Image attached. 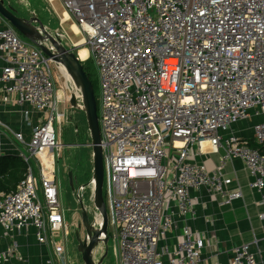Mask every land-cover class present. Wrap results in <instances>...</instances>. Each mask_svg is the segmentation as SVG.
<instances>
[{
	"label": "built area",
	"instance_id": "built-area-1",
	"mask_svg": "<svg viewBox=\"0 0 264 264\" xmlns=\"http://www.w3.org/2000/svg\"><path fill=\"white\" fill-rule=\"evenodd\" d=\"M60 1L82 34L73 45L87 47L98 74L104 200L117 264H203L204 239L188 225L174 245L166 243L174 209L196 219L192 191L213 190L225 204L240 200L239 186L224 173L237 157L264 204V153L231 130L249 118L251 137L264 142V0ZM52 34L63 42L64 33ZM0 61L2 103L41 114L28 140L11 132L27 172L0 194V237L11 238L0 264L28 263L16 236L30 228L50 247L42 264H69L56 165V128L68 114L58 107L53 61L1 15ZM56 66L80 103L79 90ZM204 144L222 149L211 170L193 158ZM93 208L89 222L98 227L101 214ZM258 216L264 220V210ZM255 263L252 243L232 249L230 264Z\"/></svg>",
	"mask_w": 264,
	"mask_h": 264
},
{
	"label": "crops",
	"instance_id": "crops-1",
	"mask_svg": "<svg viewBox=\"0 0 264 264\" xmlns=\"http://www.w3.org/2000/svg\"><path fill=\"white\" fill-rule=\"evenodd\" d=\"M49 1L52 2L53 10L58 17L57 26L65 35L63 44L67 47L73 46L75 41L69 36L65 25L68 24L67 28L73 30L72 24L74 22L64 9L59 12L54 6L55 0ZM4 2L12 5L9 0H4ZM23 16L28 17L24 14ZM51 30L50 32L54 33ZM80 49H82L83 55L87 52L85 46L80 47L79 52ZM1 66L2 62L0 61V68ZM58 93L61 94V91L58 90ZM1 100L2 86L0 85V120L5 127L0 128V154H17V142L11 132L21 131L24 138L28 140L32 126L39 122L41 114L29 108V114L25 115L24 110L28 109L25 108L26 106L7 105L2 103ZM251 124L252 121L245 120L244 122L233 124L231 130L237 135L249 138L252 135ZM6 128L9 131H6ZM86 136V143L88 144V139H90L88 130ZM19 148L22 149L21 146ZM193 152L194 160L204 164L208 170H211L219 164V156L222 154V149L215 152L207 144H204L201 154L195 153L196 149ZM224 173L225 176L233 178L230 186H239L242 198L230 204H225L221 202L220 195L213 190L201 188L198 191H192L191 196L197 209V217L195 220H189L174 209L172 216L173 225L167 233L166 243L174 245L179 238L181 227L188 225L204 239V248L202 250L203 264H230L232 249L240 243H252L256 259L255 264H264V220H261L258 216L264 210V204L261 202V192L251 187L252 177L241 159L233 157L231 160H227L224 166ZM25 233L23 231L18 233L16 240L19 244V252L28 258V263L12 258L6 264H42L44 258L50 255L49 245L38 244L32 228ZM10 240L11 238L0 237V249L7 245ZM254 241H256L255 244L253 243Z\"/></svg>",
	"mask_w": 264,
	"mask_h": 264
},
{
	"label": "rangeland",
	"instance_id": "rangeland-1",
	"mask_svg": "<svg viewBox=\"0 0 264 264\" xmlns=\"http://www.w3.org/2000/svg\"><path fill=\"white\" fill-rule=\"evenodd\" d=\"M13 7L17 10L19 16L27 15L37 16L45 28L50 31L58 32L63 34L58 28V17L52 7V2L49 0H9ZM54 6L60 11L64 9L63 4L60 0H55ZM60 21V19H59ZM68 24L65 25L67 32L73 41L79 40L82 36L81 33L73 31L67 28ZM73 27V26H72ZM74 28V27H73ZM75 29V28H74ZM17 34L25 39L18 31ZM60 34V35H61ZM65 39V35H63ZM67 40V39H66ZM77 44V43H76ZM85 46L81 45L80 47ZM79 47V48H80ZM86 47V46H85ZM78 48V49H79ZM77 49V50H78ZM87 49V47H86ZM76 50V52H77ZM88 55V49L85 54H82L84 60L82 62L83 67L88 72L91 80L95 87V96L97 103V110L99 111V81L98 74L95 68L93 60L90 58L85 60ZM53 76L55 78V88L61 91L60 103L58 105L60 111H65L68 114L66 122L61 124L60 128H56L59 132V141L62 143V148L57 158V184L58 193L61 207L65 213V219L69 227L68 235L63 236L65 247L69 257V264H83L80 253L77 251V241L75 238V231L78 230L80 238H84V229L81 223L80 207L78 198L82 199V203L88 211L89 218L92 217L93 211V165H92V152L91 147L86 143L87 136L82 135L83 124L85 123L84 112L72 108L65 99L70 94V82L66 81L58 73L57 66L54 62L50 63ZM67 110V111H66ZM251 121L247 118L242 120ZM242 121L238 122L241 123ZM237 124V123H235ZM90 139H88L89 141ZM69 172L71 173V184L69 179ZM104 194V187H103ZM78 195V196H77ZM99 250V251H98ZM107 250V255L103 259L102 264H117L116 255L112 244L108 242L107 245L103 244L99 248H95V252L100 255ZM95 260V259H94Z\"/></svg>",
	"mask_w": 264,
	"mask_h": 264
},
{
	"label": "water",
	"instance_id": "water-1",
	"mask_svg": "<svg viewBox=\"0 0 264 264\" xmlns=\"http://www.w3.org/2000/svg\"><path fill=\"white\" fill-rule=\"evenodd\" d=\"M0 15L25 39L37 45L44 55L52 60L56 65H61L66 70L74 86L79 90L81 100L77 101L74 92L70 93L68 103L72 108L84 112L86 127L89 134L88 145L92 152L93 165V205L100 212L101 219L98 227H94L88 218V211L79 197V207L81 223L84 229V238H80L78 230L75 231L77 241V251L81 255L83 264H102L107 255V250L101 254L98 260H94L92 251L100 243L107 245L108 236V217L103 196V159L100 146V128L97 113V103L93 85L83 69L82 61L76 56V50L81 44L65 46L60 38L48 31L42 21L37 16L29 18L19 16L16 9L11 4H6L0 0ZM71 184V173L69 172ZM78 196V195H77Z\"/></svg>",
	"mask_w": 264,
	"mask_h": 264
},
{
	"label": "trees",
	"instance_id": "trees-1",
	"mask_svg": "<svg viewBox=\"0 0 264 264\" xmlns=\"http://www.w3.org/2000/svg\"><path fill=\"white\" fill-rule=\"evenodd\" d=\"M88 59L90 58H87L86 60ZM83 69L88 75L93 85L94 94H95L94 83L91 80L88 72L85 70L84 67ZM0 128H3V127H0ZM86 133H87V127H86V122H85L83 124L82 135L86 136ZM248 143L249 145L253 147H258L264 153V142L259 144L255 141L254 138L249 137ZM26 172H27V164L20 158L18 154H14V153L0 154V194L9 193L13 191L16 185L19 183V181L25 177ZM103 196L105 197L104 194Z\"/></svg>",
	"mask_w": 264,
	"mask_h": 264
},
{
	"label": "bare ground",
	"instance_id": "bare-ground-1",
	"mask_svg": "<svg viewBox=\"0 0 264 264\" xmlns=\"http://www.w3.org/2000/svg\"><path fill=\"white\" fill-rule=\"evenodd\" d=\"M65 18V17H64ZM72 26L75 28H73V31H76V32H78V29H77V27H76V25L75 24H72ZM82 42H78L77 44L79 45V44H81ZM81 46V45H80ZM77 56L80 58H82V49H80V52H79V49L77 50ZM62 71H64L63 73H64V75L66 76V78L68 79L69 78V76H68V74H67V72H66V70L64 69V68H62ZM59 94V93H58Z\"/></svg>",
	"mask_w": 264,
	"mask_h": 264
},
{
	"label": "flooded vegetation",
	"instance_id": "flooded-vegetation-1",
	"mask_svg": "<svg viewBox=\"0 0 264 264\" xmlns=\"http://www.w3.org/2000/svg\"><path fill=\"white\" fill-rule=\"evenodd\" d=\"M88 218H89V215H88ZM68 233H69V227H68ZM68 235V234H67ZM62 236H64V233L62 232ZM108 242H109V240H108ZM103 244L102 243H100L99 245H97L95 248H99L100 246H102ZM95 248L93 249V251L95 250ZM92 251V252H93ZM99 251V250H98ZM94 253H95V258H97V260H98V258L101 256V255H99L100 254V252L99 253H96L95 251H94Z\"/></svg>",
	"mask_w": 264,
	"mask_h": 264
}]
</instances>
